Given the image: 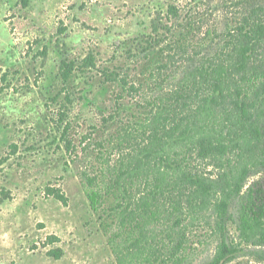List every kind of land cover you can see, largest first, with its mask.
<instances>
[{"label": "rangeland", "instance_id": "rangeland-1", "mask_svg": "<svg viewBox=\"0 0 264 264\" xmlns=\"http://www.w3.org/2000/svg\"><path fill=\"white\" fill-rule=\"evenodd\" d=\"M260 4L0 0V264H264L247 205L258 154L220 207L257 113L211 106L203 80ZM203 140L226 149L202 155ZM198 180L216 187L206 201Z\"/></svg>", "mask_w": 264, "mask_h": 264}, {"label": "trees", "instance_id": "trees-1", "mask_svg": "<svg viewBox=\"0 0 264 264\" xmlns=\"http://www.w3.org/2000/svg\"><path fill=\"white\" fill-rule=\"evenodd\" d=\"M229 46V59L223 60L211 68V71L205 72L204 85L212 91L206 101L213 107L228 105L243 117L242 119L248 120L253 113L257 115L249 125L242 124L246 128L243 130L247 133L245 146L242 147V154L239 155L242 166L239 175L228 182L229 185L223 190L225 199L220 206L222 209L228 205V199L243 188L245 180L256 165L257 154L261 157L260 163L264 166V4L253 8L243 17L241 24L229 35ZM91 62V58H88L83 64L89 66ZM72 70L68 64L63 65L61 75L64 83L70 79ZM67 129L68 127L62 135L65 141ZM70 143L67 141V149H70ZM225 149L226 146L209 140L200 141L198 144L199 153L202 155L223 152ZM6 161V157L0 158V168ZM194 184L196 192L201 193L205 201L216 191L215 185L203 180L195 181ZM46 194L64 206L69 204L65 192L60 187L48 186ZM247 203L253 221L250 229L264 234V190L250 187ZM148 212L147 209L143 210L144 214L141 216L143 220L147 219L145 215ZM57 241L55 237L50 238L51 243ZM182 245V242L175 244L173 257L182 249ZM48 256L60 260L63 257V251L51 250ZM119 261L122 263L121 259Z\"/></svg>", "mask_w": 264, "mask_h": 264}]
</instances>
